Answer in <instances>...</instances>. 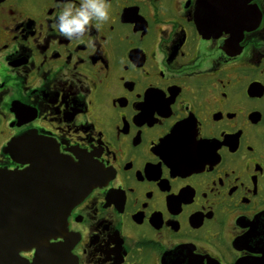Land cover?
<instances>
[{"label": "flooded vegetation", "instance_id": "flooded-vegetation-1", "mask_svg": "<svg viewBox=\"0 0 264 264\" xmlns=\"http://www.w3.org/2000/svg\"><path fill=\"white\" fill-rule=\"evenodd\" d=\"M66 3L0 0V171L28 179L0 183L8 244L67 159L94 187L30 264H264V0H106L72 39Z\"/></svg>", "mask_w": 264, "mask_h": 264}, {"label": "water", "instance_id": "water-1", "mask_svg": "<svg viewBox=\"0 0 264 264\" xmlns=\"http://www.w3.org/2000/svg\"><path fill=\"white\" fill-rule=\"evenodd\" d=\"M66 161V173L64 175L59 176L58 174L52 172L51 177L39 176L37 173L35 176H32L30 180L36 181L38 187H53L52 194L54 196L53 203H50L51 193H48L46 196L45 192L37 193V206L35 207V211L38 212L39 224L35 223L34 231L33 229L23 228L21 232H17L13 237H21L23 236V232H25V238L28 241L27 243L21 244H8L10 242L8 234L3 230H0V264H30L29 261L24 260L20 257V252L22 250H29L35 246H43L46 244L51 235L54 232L61 229L64 222L67 219V213L74 206V203L81 200L86 193L90 189L94 187V183L92 181L87 180L85 177H82L80 174L81 165L75 163L74 161H70L65 159ZM39 163H48V162H35V166L32 170L42 171V168L38 167ZM48 173L49 169H44ZM43 170V171H44ZM24 181L28 180L25 177H22L19 174L7 173L0 171V183L7 181ZM59 197V198H58ZM48 198V200H47ZM49 212H54L55 218L48 216ZM21 233V236H17ZM46 254V250L43 248L38 250L36 253L35 261L33 264H39L40 260Z\"/></svg>", "mask_w": 264, "mask_h": 264}, {"label": "clouds", "instance_id": "clouds-1", "mask_svg": "<svg viewBox=\"0 0 264 264\" xmlns=\"http://www.w3.org/2000/svg\"><path fill=\"white\" fill-rule=\"evenodd\" d=\"M62 7L57 27L61 35L70 39L82 35L91 27L92 21L103 22L109 18L106 0H80L78 7L72 3L63 4Z\"/></svg>", "mask_w": 264, "mask_h": 264}, {"label": "snow or ice", "instance_id": "snow-or-ice-1", "mask_svg": "<svg viewBox=\"0 0 264 264\" xmlns=\"http://www.w3.org/2000/svg\"><path fill=\"white\" fill-rule=\"evenodd\" d=\"M145 103H151V99L149 98L145 101ZM180 127V125H177V128L173 130L174 134L177 136L179 135L178 130L180 129ZM204 144L205 142L202 140H197L195 137V133H193L190 138L183 142V149L187 152H194L202 148ZM193 264H196V258H193Z\"/></svg>", "mask_w": 264, "mask_h": 264}]
</instances>
